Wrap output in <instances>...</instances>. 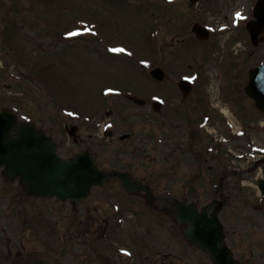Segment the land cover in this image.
<instances>
[{
    "label": "rangeland",
    "instance_id": "obj_1",
    "mask_svg": "<svg viewBox=\"0 0 264 264\" xmlns=\"http://www.w3.org/2000/svg\"><path fill=\"white\" fill-rule=\"evenodd\" d=\"M256 1L200 0L193 8L189 0H0V109H17L19 116H32L33 124L46 130L51 126L54 133L62 124L53 106L70 107L81 113L83 135L89 138L106 170L128 171L150 184L158 198H185L200 208L224 196L228 201L219 217L227 242L241 260L252 264V242L249 240L248 248L244 238L258 240L264 236V209L251 223L250 213L260 198L250 184L243 188L241 183L245 179L249 182L246 175L255 180L264 178V117L248 111L249 103L240 96L243 74L231 73L232 79L226 78L229 97L220 95L224 103L230 100L228 104L234 108L239 102L246 111H240L243 135L236 139L225 126V119L217 114L212 119L218 125H208L205 130L197 129L200 117L193 127L187 124L177 128L173 120H168L163 132L157 133L162 118L127 102L124 94L108 100L113 103L117 122L106 116L97 119V100L104 88L120 86L143 97L150 95L142 98L149 107L157 95L170 105L174 98H181L176 84L194 71L200 77L199 94L206 97L208 86L201 77L209 84H219L217 66L224 68L237 51L244 69L256 67L264 60V46L252 48L245 24L252 19ZM235 11L241 12L237 28L232 24ZM196 23L213 30L229 26L228 32L212 35L208 44L213 49L210 62L206 46H201L207 44L186 43ZM70 32L76 34L68 35ZM112 48L125 51L110 57L108 50ZM133 53L140 59H134ZM179 55L186 56L175 62ZM142 59L146 63L142 64ZM157 67L168 68L175 84L148 79L149 71ZM247 81L244 77L242 83L246 86ZM190 100L179 109H171L179 122L186 121L183 111L192 113L191 120L208 111L204 100L196 104ZM87 116L90 123L83 118ZM108 121L114 124L118 136L129 134L132 140L121 142L103 134L102 126ZM223 137L227 142L221 144ZM239 155L242 161L237 159ZM244 168L242 174L233 172ZM119 190L118 184L109 183L72 211L70 205L57 200L29 198L18 182L6 181L0 169V264H95L94 258L99 259L93 250L96 216L102 227L110 221L103 232L99 230L98 242L116 250H112L114 264H142L147 256L145 242L155 244L154 238L166 236L164 219L151 208L140 206L143 203L139 198ZM158 201L160 206L167 204ZM115 205L120 207L116 215ZM138 213L142 214L140 219H131L130 215ZM87 216L92 219L87 220ZM241 217L245 221H240ZM174 233L181 235L180 231ZM141 238L142 244L138 241ZM128 250L133 253L130 257Z\"/></svg>",
    "mask_w": 264,
    "mask_h": 264
},
{
    "label": "water",
    "instance_id": "obj_2",
    "mask_svg": "<svg viewBox=\"0 0 264 264\" xmlns=\"http://www.w3.org/2000/svg\"><path fill=\"white\" fill-rule=\"evenodd\" d=\"M257 13L258 21L249 26L253 41L264 30V0L260 1ZM197 32L203 35L201 31ZM254 73L251 72L247 91L259 99L264 94L261 73L257 72L255 76ZM153 75L162 79V74L157 71ZM255 86L263 93L254 91ZM0 166L5 167L9 179L19 178L31 196L56 197L63 202L77 203L87 199L92 188L102 187L107 180L117 176L130 193L144 190L147 198H152L147 188L133 184L129 176L101 172L88 153L73 160L58 158L56 146L49 139L31 126L17 125L15 117L7 110L0 114ZM175 206L178 209L177 223L187 225L184 233L191 244L207 252L215 264H235L223 242L222 227L217 219L221 210L219 203L210 204L201 214L194 205L187 207L178 203Z\"/></svg>",
    "mask_w": 264,
    "mask_h": 264
},
{
    "label": "flooded vegetation",
    "instance_id": "obj_3",
    "mask_svg": "<svg viewBox=\"0 0 264 264\" xmlns=\"http://www.w3.org/2000/svg\"><path fill=\"white\" fill-rule=\"evenodd\" d=\"M146 183L145 180L141 181ZM171 243H168V246ZM188 252H180V250H175L172 246L165 252L157 253V261L159 264H193L188 256ZM182 259V262L180 261ZM252 264H264V236L258 238V244L256 250L251 255ZM245 262L244 264H246ZM150 264H153L150 262Z\"/></svg>",
    "mask_w": 264,
    "mask_h": 264
},
{
    "label": "snow or ice",
    "instance_id": "obj_4",
    "mask_svg": "<svg viewBox=\"0 0 264 264\" xmlns=\"http://www.w3.org/2000/svg\"><path fill=\"white\" fill-rule=\"evenodd\" d=\"M239 15H240V13H237V16H239ZM75 34L76 33H71V32L68 33V35H75ZM111 51L112 52H123V51H125V49H123V48H112ZM141 63H146V61H141ZM107 91L110 93L112 91V89H108Z\"/></svg>",
    "mask_w": 264,
    "mask_h": 264
},
{
    "label": "bare ground",
    "instance_id": "obj_5",
    "mask_svg": "<svg viewBox=\"0 0 264 264\" xmlns=\"http://www.w3.org/2000/svg\"><path fill=\"white\" fill-rule=\"evenodd\" d=\"M223 111L227 114V110L226 109H223Z\"/></svg>",
    "mask_w": 264,
    "mask_h": 264
}]
</instances>
